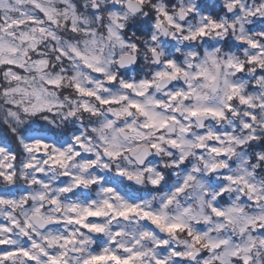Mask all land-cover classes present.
Masks as SVG:
<instances>
[{
    "label": "clouds",
    "instance_id": "obj_1",
    "mask_svg": "<svg viewBox=\"0 0 264 264\" xmlns=\"http://www.w3.org/2000/svg\"><path fill=\"white\" fill-rule=\"evenodd\" d=\"M0 264H264V0H0Z\"/></svg>",
    "mask_w": 264,
    "mask_h": 264
}]
</instances>
